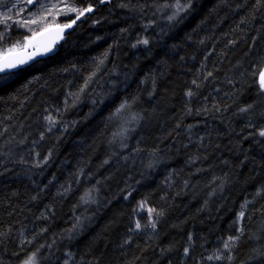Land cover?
I'll return each instance as SVG.
<instances>
[{
	"label": "trees",
	"instance_id": "1",
	"mask_svg": "<svg viewBox=\"0 0 264 264\" xmlns=\"http://www.w3.org/2000/svg\"><path fill=\"white\" fill-rule=\"evenodd\" d=\"M70 3L92 11L0 79V264H264V0Z\"/></svg>",
	"mask_w": 264,
	"mask_h": 264
},
{
	"label": "snow or ice",
	"instance_id": "2",
	"mask_svg": "<svg viewBox=\"0 0 264 264\" xmlns=\"http://www.w3.org/2000/svg\"><path fill=\"white\" fill-rule=\"evenodd\" d=\"M18 2L24 4L25 6L33 5L34 3H36L39 5V10L30 12L29 16L31 17V19H27V18L24 19L23 23L20 25L22 27L27 28L29 31H32V33H33L31 36H25L23 38V42H21V41L16 42V44H18V45L22 44L21 50L26 53V56L18 58V59H8L7 57H5L2 60H0V79L4 78L5 75H10L13 72V70H18L20 67L27 65L29 63V61L34 60L35 57L44 56V55H47L50 52H52L54 44H55V40L57 38H62V36H60L59 34L62 33L64 31V29L71 28L72 25H74L77 20H79L82 16L85 15L86 12L92 11L91 5H88L87 7H84V8H80V7L74 6L73 4L67 3V0H57L56 3H49V4L43 3V0H18ZM99 2L103 3L104 0H99ZM4 3H5V0H0V5H3ZM15 6L16 5L13 4V7H15ZM175 7H176V12L172 16L168 17L169 20L175 19V17L181 11H186L187 8H190L191 7V0H186L185 5H181L179 3V0H177ZM60 15L72 16L73 18L71 19L70 23H63V24L56 23V19ZM48 16H53L54 19L50 23H44L45 21H47ZM0 17H3L2 19H0V24H4V25H7V22L12 19L11 16L4 15L3 13H0ZM41 24H43V27L40 28L39 31H34L31 28V25L39 26ZM54 29L56 30L58 35L55 38L51 39L48 43H45L43 45L34 43V41L36 40V38L38 36H42L46 33H50ZM3 38H4V33L0 32V39H3ZM138 43H143V44L147 45L149 43V41L147 39H145L142 41H138ZM133 46L135 47V45H133ZM14 47H15V45H14ZM28 48H32V51L30 53L27 52ZM193 83H195V81H193ZM258 83H259L260 88L264 89V71H262L258 74ZM187 95L191 96V95H193V93L191 91H189L187 93ZM128 106H129L128 102L124 101L116 109V114H119L123 109H125ZM245 110L246 109H242V111H245ZM47 119L51 124L55 123L51 116H49ZM133 119H135V117H133ZM116 135H123V133L116 134ZM259 135L264 136V130H261ZM121 143L123 144V141H121ZM145 204H146V202L142 201L140 203L139 207L143 208L145 206ZM148 211L150 214L151 212H153L155 210L149 209ZM244 215H245L244 211H241L240 215L238 217V220L242 219L244 217ZM140 227H141L140 223L137 222L136 228L139 229ZM152 227L153 228L155 227V223L152 224ZM242 233H243V230L241 229V234ZM238 239H239V236H236V237L229 236L227 238V240L223 241L224 249L225 250L229 249L232 245L235 244L236 240H238ZM185 251L187 252V249ZM258 254L261 256H264V251H259ZM34 258H35V253H33L32 257H30L29 260L25 261V264H32V260ZM215 258L221 259L222 254H217L215 256ZM208 259L211 260V259H213V257L209 256ZM228 259L230 260L231 257L229 256Z\"/></svg>",
	"mask_w": 264,
	"mask_h": 264
},
{
	"label": "rangeland",
	"instance_id": "3",
	"mask_svg": "<svg viewBox=\"0 0 264 264\" xmlns=\"http://www.w3.org/2000/svg\"><path fill=\"white\" fill-rule=\"evenodd\" d=\"M56 2H57V0H43V3H45V4L56 3ZM7 3H9V1ZM7 3L0 5V13H3L4 15H7V16H11L12 19L7 22V25L0 24V30L4 29V28L8 29L9 27H11L10 25L14 24L13 19L16 18L17 20H20L21 18H25V17L31 18L29 16V13L39 10V5L36 3H34L32 6L31 5L25 6L24 4L18 2V0L10 1V3L8 5H7ZM67 3L71 4L70 0H67ZM13 4H15L16 6L13 7ZM62 16H64V15H60L56 19V23H57L58 19ZM65 17H67V16H65ZM2 18L3 17H0V19H2ZM53 19H54L53 16H48L47 21H45L44 23H50V22H52ZM69 22L70 21H66L65 23H69ZM60 24H63V23H60ZM40 26L43 27V24L34 27L33 30L39 28ZM23 264H25V263H23ZM32 264H35V263H33V261H32Z\"/></svg>",
	"mask_w": 264,
	"mask_h": 264
},
{
	"label": "water",
	"instance_id": "4",
	"mask_svg": "<svg viewBox=\"0 0 264 264\" xmlns=\"http://www.w3.org/2000/svg\"><path fill=\"white\" fill-rule=\"evenodd\" d=\"M70 23V22H69ZM75 25V24H74ZM74 25H72L71 28H68V29H64V31L62 33H60L59 35L62 36V38H57L55 40V44H54V47H53V51L50 52L49 54L47 55H44V56H37L34 58V60L32 61H29V64L33 63L34 61L38 60V59H42V58H45V57H48L50 55H53L55 52H56V48L59 46V44L65 39L66 35L73 29ZM57 32L56 30L54 29L52 32L50 33H46L42 36H38L36 38V40L34 41V43H37V44H45V43H48L51 39L55 38L57 36ZM22 48L20 49H17V50H12V51H9L3 55H0V60H2L3 58L7 57L8 59H18V58H21V57H25L26 56V53L24 51L21 50ZM32 51V48H28L27 49V52H31ZM25 65V66H27ZM23 66V67H25ZM23 67H20V68H23ZM19 68V69H20ZM15 71V70H13Z\"/></svg>",
	"mask_w": 264,
	"mask_h": 264
}]
</instances>
